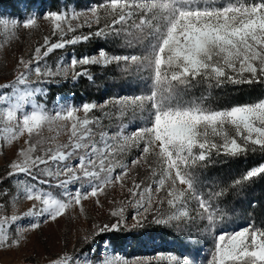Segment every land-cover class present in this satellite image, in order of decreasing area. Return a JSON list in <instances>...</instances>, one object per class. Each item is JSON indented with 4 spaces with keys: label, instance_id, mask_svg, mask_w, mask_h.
<instances>
[{
    "label": "snow or ice",
    "instance_id": "6c2138e0",
    "mask_svg": "<svg viewBox=\"0 0 264 264\" xmlns=\"http://www.w3.org/2000/svg\"><path fill=\"white\" fill-rule=\"evenodd\" d=\"M102 11L110 22L95 32L77 34L93 22L100 25ZM88 12L90 19L75 24L84 13L44 14L58 39L45 36L28 59L18 58L14 77L0 84V154H6L5 149L12 152L0 175V251L23 247L28 234L42 223H57L72 213L87 219L85 201L103 207L100 197L110 188L125 189L127 181L130 201L137 209L133 227H143L151 215L157 225L182 229L197 224L216 233L227 216L219 204L226 192L201 190L204 181L198 170L207 168L214 155L264 154V98L219 109L208 103L206 94L190 93L201 84L214 88L225 83H264V0H104ZM20 27L36 28L37 18L0 17L3 33L14 35ZM93 36L121 39L122 48L151 39L144 54H122L98 45L94 53L73 55L67 64L47 63L56 50ZM92 66H115L129 74L146 71L150 93L110 98L102 104L58 101L47 107V90L40 84L57 77L94 81ZM129 113L148 115L149 124L128 133L124 118ZM53 125L57 135L66 134L67 142L45 147L39 138ZM133 149L140 154L126 161ZM138 168L148 172V183L137 182L133 170ZM262 176L264 162L231 187ZM21 201L28 202L26 210L16 207ZM110 216L115 222L92 225L93 239L125 226L123 206L110 210ZM25 219L31 222L18 223ZM83 239L90 242L88 236ZM104 247L99 255L92 249L63 251L48 264H129L106 254L108 242ZM168 259L191 264L187 257ZM210 264H264V224L252 221L231 232L220 231Z\"/></svg>",
    "mask_w": 264,
    "mask_h": 264
},
{
    "label": "rangeland",
    "instance_id": "374dc122",
    "mask_svg": "<svg viewBox=\"0 0 264 264\" xmlns=\"http://www.w3.org/2000/svg\"><path fill=\"white\" fill-rule=\"evenodd\" d=\"M104 0H0V17L15 18L23 21L29 16L37 18V27L25 30L22 27L15 30V34L3 33L0 30V84L10 81L15 75V68L19 57L28 59L34 48L44 43V37L48 36L52 41L58 39L52 34L51 22L43 19V15L50 11H80L84 13L80 23L85 19H90L88 10L95 7ZM223 3L224 0H217ZM111 17L103 13L100 25L92 23V27L87 26L78 30L77 34H88L95 32L98 27L105 22H110ZM72 34H69L70 38ZM135 36V32L133 33ZM150 39H145L143 43L132 48H122L121 39L109 36H93L85 43L70 45L65 49L56 50L47 60L49 66L57 63L67 64L73 55L77 58L89 55L97 50V46H104L112 52L127 54H144L148 51ZM43 65V62H41ZM90 72L94 76V81L87 78L73 80L62 77L42 83L39 86L47 90V107L51 109L58 101H66L69 104L80 105L83 102L94 101L102 104L110 98L149 94L151 90L150 73L146 71L133 72L131 74L122 72L121 69L111 66L101 68L92 66ZM35 79V77H33ZM206 94L208 103L214 108H227L233 105L256 101L264 98V83L253 84H231L225 83L221 87L206 88L203 84L194 88L190 95L200 96ZM100 114L99 110L96 112ZM124 123L128 125L126 131L131 133L141 126L149 124V116H133L129 113L124 118ZM53 130L47 128L43 131L39 139L44 141V146H53L56 143L67 142L64 132L57 135L56 126ZM115 130V124L112 125ZM51 137H56L54 141ZM6 154H0V175L6 171L7 164L12 158V152L5 149ZM139 150L133 149L124 159L130 161L138 156ZM264 154L249 153L247 156L230 158L224 155H214L209 161L207 168L199 169V174L204 181L201 190H219L220 186L226 194L219 199L220 208L227 212L216 233H208L193 224L191 228L176 229L157 225L152 222V216L144 221L143 227H133L135 221L132 217L137 209L130 201L127 187L131 182L127 181V187L120 189H108L106 196H101L103 207H97L93 200L84 202L87 219L72 213L70 216L61 218L57 223L41 224V227L28 234V239L23 247L11 251H0V264H48V261L63 251L79 252L92 249L97 255L105 252V242H108L106 254L112 257H119L127 260L129 264H173L168 259L169 256L187 257L191 264H210L214 251L215 236L220 231H234L247 226L254 221L257 225L264 224V184L259 186L260 178L245 182L242 186L231 187L234 180L242 176L254 166L264 162ZM224 164L226 171L217 173L215 166ZM234 164V166H232ZM139 175H135V173ZM137 182L145 180L148 183V172L143 168L133 170ZM259 180V181H258ZM8 183L7 181L5 182ZM228 191H227V189ZM59 191L58 189H51ZM262 195V203L259 204ZM115 201L116 203H111ZM28 202L21 201L16 207L23 211L28 207ZM123 206L125 208V226L119 231L106 232L92 237V225L96 223H112L116 218L110 216V210ZM261 206V207H260ZM168 212L167 207L164 208ZM75 216L76 218H72ZM31 221L28 219L18 222L26 225ZM88 236L90 242H85L83 237Z\"/></svg>",
    "mask_w": 264,
    "mask_h": 264
},
{
    "label": "trees",
    "instance_id": "16d2710c",
    "mask_svg": "<svg viewBox=\"0 0 264 264\" xmlns=\"http://www.w3.org/2000/svg\"><path fill=\"white\" fill-rule=\"evenodd\" d=\"M264 158V157H263ZM232 166H234V164L232 165ZM224 167H225V165L224 164H217L216 166H215V172H217V173H220V172H224V171H226L225 169H224ZM260 178V181H259V186L261 187V186H263V184H264V176H262V177H259ZM220 187H222L223 188V186H220ZM221 189V188H220ZM227 189V188H226ZM227 191H228V189H227ZM259 198H260V205H261V203H262V195H260L259 196ZM261 207V206H260Z\"/></svg>",
    "mask_w": 264,
    "mask_h": 264
}]
</instances>
